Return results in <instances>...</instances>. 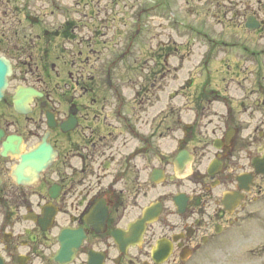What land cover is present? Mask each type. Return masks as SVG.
<instances>
[{
    "label": "flooded vegetation",
    "instance_id": "1",
    "mask_svg": "<svg viewBox=\"0 0 264 264\" xmlns=\"http://www.w3.org/2000/svg\"><path fill=\"white\" fill-rule=\"evenodd\" d=\"M258 5L264 11L261 1ZM104 10L98 9V16H102L103 20L98 23L99 30L111 27L110 22L105 21L107 13ZM95 35L105 43L108 33L97 32ZM92 40L88 38L85 41ZM55 51L53 39L44 28L43 37H36V90L42 93L34 104L36 139H41L43 131L46 134V110L56 113V125L71 118L74 127L66 133L58 125L49 130V142L60 152V159L36 188L35 205L32 193L15 191L12 194L5 189L0 195L3 210L6 206L10 208L9 214H0V239H7L5 231L10 229L12 237L8 243H11L15 237L12 231L16 230L19 232L18 248L27 249L29 260L25 264H59L53 261L57 250V232L44 233L37 224L25 221L27 212H35L36 218H40L43 205L51 202L41 192V187H48L50 179H55L61 186V196L55 205L61 204L59 210L62 216L65 214L66 223L62 220L65 225H57V219L54 229L76 228L87 237L71 264H160L161 257L157 260L152 257L158 239H163L171 248V254L163 264H199L203 250L217 245L226 228L232 225V218L221 207V196L236 185L232 173L237 169L242 171L247 161L248 144L240 132L242 121L237 115L242 105L227 103L223 127L214 126L211 132L205 129L202 134L198 90L191 92L193 101L187 102L192 110L191 118L180 105L185 102L169 103L171 107L162 110L160 117H148L154 105L147 99L156 89L159 77L163 81L166 76L167 54L164 61L155 65L156 68L146 71L145 81L148 84L140 85V90L135 92L140 101L126 102L122 100V86L114 87L109 83L106 88L104 85L105 77L107 79L110 74L112 78L115 61L102 70L89 68L94 66H90L94 56L83 57V53L79 52L69 61L64 60L68 69H58L56 63L60 58L56 57ZM99 60L100 56L96 62ZM186 89L192 88L181 89L177 96L186 94ZM112 92L113 96L109 94ZM114 96L116 101L112 100ZM210 110L205 106L203 115ZM186 117L189 120L187 125L191 126L185 129ZM15 129L17 133L22 132L20 121L16 122ZM133 135L139 139H134ZM167 141L173 144L168 146ZM182 152L187 154L184 159L191 161L187 178L183 175L187 168L185 164L180 175H177L179 173L174 165L175 158ZM209 159V164L205 166ZM11 162L0 156V173ZM212 162L218 164L210 169L211 172L219 169L216 175L208 173ZM154 168L166 174L167 179L173 177L168 176L170 171L177 176V180L173 178V183H176L178 193L188 198L186 210L178 214L173 205L171 207L163 200L164 212L160 222L148 228L142 245L121 250L112 233L126 230L138 213L151 203L143 204L151 197L150 180ZM55 169L59 170V174L52 172ZM213 206H218L216 211ZM22 210L26 212L22 214ZM101 210L107 213L106 219L103 216L104 222L100 214H96ZM97 219H100L99 226L92 223ZM226 223L229 224L223 227ZM7 251L8 246H4L1 251L3 257ZM4 264L12 263L5 261Z\"/></svg>",
    "mask_w": 264,
    "mask_h": 264
},
{
    "label": "rangeland",
    "instance_id": "2",
    "mask_svg": "<svg viewBox=\"0 0 264 264\" xmlns=\"http://www.w3.org/2000/svg\"><path fill=\"white\" fill-rule=\"evenodd\" d=\"M6 1L10 2V6L17 5L18 7H21L23 5L21 2H15V0ZM80 2L81 0H68L66 4L60 3L62 6L61 9H63L64 6L69 7L70 10L67 9L69 12L67 15L73 19H80L84 12L82 3ZM178 3L179 6L177 7L170 6V9L175 8L176 12L172 10L168 15H170L169 19H177V21L182 24H179V27L177 28L170 20H167L166 22L161 21L160 19L154 20L163 24L160 26V24L158 25L156 23V25L152 24L150 26L151 34L153 35L152 47H156L157 42L161 39L167 40V37H172L174 40L179 41V44L182 43L180 42V38L182 37L184 40L187 38L192 39L193 36L190 33L191 30L189 27H193L196 30H199V28L207 30L212 37L222 39L227 43H235L236 46H234V51L228 48L231 52H228L227 49L220 45L216 47L214 53L217 54V62L211 60L209 68L211 70L214 68L217 71V73L213 74L212 87H217L221 92L226 90L230 91V88H233L238 91V97L240 98L245 92V89L241 84L243 83V78L246 74L238 73L239 77H236L230 82V77H232L233 71L232 69H230L229 72L226 71L225 66L229 64L232 66L240 65L242 63L243 59L241 60V57L243 54V46H248L252 50H259L264 57V29L259 32L251 33L244 28L245 22L243 16L238 13L242 8V4L239 5L241 0H221V3H210L208 0H203L199 3L198 0H195L194 3H190L189 5L186 4V0H181ZM30 5L35 8L36 12V0H30ZM230 5L231 8L233 7V13H230V11H232L229 8ZM0 6H4L2 0H0ZM47 9L48 11L51 10L49 7H47ZM67 15L60 13L59 18L56 16L54 20L53 18L51 20L54 22L63 21L64 17ZM233 16H235V18ZM237 16L239 17L237 18ZM240 16H242L241 19H239ZM261 16L264 18V13H262ZM3 20L8 19L2 18V21ZM10 34H12V32H10ZM198 40L199 43L197 42V39H195L196 44H198L197 49L194 50V53L196 52L195 55L189 59L190 62L186 63L191 67L194 65L196 66V61L198 59L199 68H201L202 66L207 65L202 58L208 53L211 45H208V40L203 36L198 37ZM150 45H148V48H151ZM139 49L140 47L137 48V53L140 55L144 54L145 50L141 49V51H139ZM139 58V66L142 67L144 61L141 56ZM261 61L262 63H259L261 69L249 61H243V69L248 66L249 71L255 69L262 74L261 76H264V58H262ZM222 67L225 69V76L218 70L222 69ZM223 76L225 79H223ZM136 84L142 85L143 80L137 78ZM246 84L250 86L249 82ZM13 87H15V84ZM255 117L256 119H248L243 126L248 129V135L257 133L256 128H259L262 125L260 123L262 118L261 113L257 112ZM261 186L263 187L264 184H261ZM153 193L156 197H159L164 192L156 190L153 191ZM255 193L256 195H252L250 198L245 221H240L239 225L233 228L228 244L224 246L222 250L208 252L204 258H200V264H264V197H259L257 202H255L254 198L258 196L257 191ZM149 239L152 238L149 237Z\"/></svg>",
    "mask_w": 264,
    "mask_h": 264
},
{
    "label": "water",
    "instance_id": "3",
    "mask_svg": "<svg viewBox=\"0 0 264 264\" xmlns=\"http://www.w3.org/2000/svg\"><path fill=\"white\" fill-rule=\"evenodd\" d=\"M4 78H5V66L2 63H0V82L4 83Z\"/></svg>",
    "mask_w": 264,
    "mask_h": 264
}]
</instances>
